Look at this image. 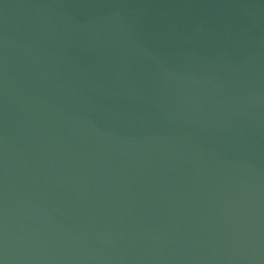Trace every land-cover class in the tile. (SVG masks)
I'll use <instances>...</instances> for the list:
<instances>
[{
    "label": "water",
    "instance_id": "1",
    "mask_svg": "<svg viewBox=\"0 0 264 264\" xmlns=\"http://www.w3.org/2000/svg\"><path fill=\"white\" fill-rule=\"evenodd\" d=\"M0 264H264V0H0Z\"/></svg>",
    "mask_w": 264,
    "mask_h": 264
}]
</instances>
